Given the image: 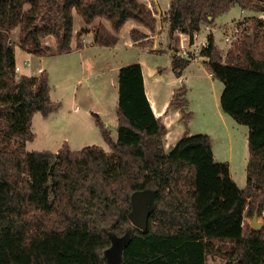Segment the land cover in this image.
Returning <instances> with one entry per match:
<instances>
[{
    "label": "trees",
    "instance_id": "16d2710c",
    "mask_svg": "<svg viewBox=\"0 0 264 264\" xmlns=\"http://www.w3.org/2000/svg\"><path fill=\"white\" fill-rule=\"evenodd\" d=\"M234 5L249 6L171 0L169 36L185 33L192 42L202 25ZM74 12L85 26L106 19L114 33L128 21L153 32L157 22L139 0H0V264H107L116 240L119 264H207L209 257L264 264V225L256 230L249 222L257 214L264 224V21L253 26L261 35L242 37L224 59L211 35L200 52L207 72L223 83L221 110L249 128L246 185L239 188L229 164L214 160L208 134L183 135L165 152L167 129L152 111L137 62L118 70L116 141L93 114L110 152L96 145L73 151L65 142L57 152L24 150L36 137L34 114L47 118L60 104L50 99L46 71L15 78V47L39 57L71 52ZM15 28L17 45L10 41ZM114 33L99 26L93 43L113 46ZM130 36L145 38L138 30ZM46 37L56 40L55 51L42 45ZM190 61L171 57L177 78ZM186 92L175 89L171 105L186 106ZM143 191L153 195L145 229L129 219L132 196Z\"/></svg>",
    "mask_w": 264,
    "mask_h": 264
},
{
    "label": "crops",
    "instance_id": "0c3cea01",
    "mask_svg": "<svg viewBox=\"0 0 264 264\" xmlns=\"http://www.w3.org/2000/svg\"><path fill=\"white\" fill-rule=\"evenodd\" d=\"M156 11L158 14L154 12V16L157 19L156 22V34L153 36L150 30H148L146 27L139 25L133 21H128L122 28H121V33L123 34V42L122 45L125 47V49H135V50H140L142 52L141 57H137L136 60L132 61H123L126 60L124 56L122 57L121 61H116L115 56H114V51L117 48V44H119V40L122 38L120 36H117L118 40L117 43L113 46H102V45H97L93 43V37L94 34L91 36V31H88L87 35L85 36L86 40L88 42L92 41L91 43L85 44L80 48L73 49L69 53H63L60 55L56 56H47V57H39L35 56L32 54H28V58L36 59V64L32 68L27 67H22L23 73L22 75L26 76H37L39 73L42 71H46L48 73V79H49V86H50V99L51 101L55 103L60 104V108L57 112L50 114L47 118H41L48 123V125L52 128V132L47 133V137L40 146V150L38 151H51V152H57L63 143H67L69 148L73 151H78L81 150L85 146H90V145H96L101 147L103 150H109V147L107 143L104 141L98 126L95 123V119L93 117V114L97 115L99 119L104 123L105 127L109 131L111 138L113 141H116L117 138V117H116V108L118 104V88H117V79L115 78L118 76V70L120 67L131 64V63H139L141 65L142 69V75H143V83H144V89L145 93L147 96V99L151 105L152 111L154 115L159 118L162 123L166 126L167 133L164 136V150L165 152H168L172 147V141L175 140L173 139L174 136H177L181 130V123L183 122L182 115H181V110L173 108V105H171V101L173 98V91L176 89H171L169 95H164L161 94L160 88L158 87V82L160 79V76L163 72H166L167 69H163L158 67L154 60H149V53H154L159 54V53H170V50L168 46L158 47L159 42L158 40H155L151 42L149 45H143V41L148 39L153 40L152 38L157 37L159 35L163 36L165 34V29H169V21L168 19H165L163 22L160 20V16L163 14L165 16V12H167L169 8V0H168V6L165 7V9H161L158 3V0H152ZM242 9V8H241ZM243 10V9H242ZM165 18H167L165 16ZM244 18V17H243ZM241 18V20L243 19ZM217 19H215L216 21ZM214 21V23H215ZM83 22V21H82ZM213 26H201L199 31L196 33L197 40L202 42L204 40L207 41L208 36H212L214 39L213 31L214 30ZM105 28L109 31H111V26L109 24V28L105 26ZM131 30H138L139 32L143 33L145 35V38L134 41L131 36L129 35ZM163 31V32H162ZM206 31L204 35H202L200 32ZM222 31V29H221ZM90 34V36H88ZM179 34V33H178ZM181 34V33H180ZM179 34V37H180ZM185 35L184 39L181 38V44L186 47L190 46V49L192 48V45L190 41H187V35L185 33H182ZM88 37H91L92 40H88ZM225 37V36H224ZM167 38V36L165 37ZM163 39V38H160ZM145 41V42H146ZM158 41V42H157ZM216 46V45H215ZM158 47V48H157ZM180 54V52L178 53ZM75 57L77 59L76 64L73 66V68L70 69L69 72L67 70H64V72L67 74L65 76V88L66 87H73V86H82V83L80 82L81 76H84L88 74V77H98L99 79H103L102 82H100L99 86V91L98 95L99 98L98 100H102L101 102H95L94 98L97 99L96 95L94 94L95 92H88L85 91L87 87L84 88H77L76 89V94L75 99H74V106L73 111L68 110L66 111L68 114H75L74 118L66 117V121L68 123H71L70 126L69 124H63L61 122H58L56 120V115H60V109H62V105L60 101L62 99L56 98L55 97V85L58 86L60 85V82H55V76L57 74V65L55 62L58 60L60 57ZM171 56V53H170ZM172 57V56H171ZM16 53H15V60H16ZM25 62L29 64V59ZM184 58V57H183ZM64 58L63 60H65ZM62 60V61H63ZM201 61L202 65L204 66V63L207 61V58L203 56H197L193 60L190 61L189 65H191L195 61ZM17 64V63H16ZM18 65V64H17ZM187 66V68L189 67ZM66 65H64L65 67ZM63 65H61V70L64 68ZM169 67L170 71L173 72L172 67H171V58L169 61ZM168 67V69H169ZM22 70V69H21ZM72 73H75L74 76H72ZM108 73L110 74L109 81H110V89H112L111 95L109 97L106 96V90L108 89V85L105 86V91L101 89V83L106 81L108 79ZM183 73V72H182ZM80 74V76H79ZM106 74V77L104 76ZM208 77L213 79L209 73H207ZM179 81L182 80V75L181 77L177 78ZM69 82V84H67ZM89 88V85H88ZM208 91L205 90L204 92L201 91V93L204 94V98L202 101L206 102L208 99H210ZM187 93V92H186ZM94 97V98H93ZM187 100V105L185 106L186 108L190 106V101ZM209 102V101H208ZM209 105V104H208ZM219 101L216 100V103L214 101V104L212 107L210 106V109H207L209 106H206L205 108L206 113L211 112L212 116H214L215 119H221L223 120V111L220 110L219 106ZM81 106L84 107L82 110ZM223 112V113H222ZM192 113H194L192 111ZM191 113V114H192ZM225 114V113H224ZM41 114L40 113H35L33 118H32V131L35 134V139L31 142H34L35 140H38V134L35 131L34 127V120L37 119ZM193 117H191L192 119ZM189 119V120H191ZM70 121V122H69ZM186 122V121H185ZM54 127H57L54 129ZM207 131L204 132L205 134H208L212 140V151H213V157L216 162H227L229 164V169L231 171V165L233 163L232 159H223V158H229L226 157V154H223L222 151L225 150L223 148L224 144H227L228 142L223 141L218 142L217 147L216 145V137H221L218 135V130L216 126H213L212 124L208 125ZM187 134H191L190 132ZM217 134V136H216ZM172 140V141H171ZM29 142V143H31ZM53 150V151H52ZM237 160V159H236ZM236 160L234 161L236 164ZM241 160L246 163L248 161V155L246 154L245 157H242ZM233 181L234 177L233 175L231 176ZM241 185H237L242 188V182Z\"/></svg>",
    "mask_w": 264,
    "mask_h": 264
},
{
    "label": "rangeland",
    "instance_id": "374dc122",
    "mask_svg": "<svg viewBox=\"0 0 264 264\" xmlns=\"http://www.w3.org/2000/svg\"><path fill=\"white\" fill-rule=\"evenodd\" d=\"M142 2H145L146 5L153 11L156 13V15L158 14V12L156 11L155 5L153 3L152 0H139ZM169 0V4H170ZM246 2L249 4L248 9H241V7H239L238 5H234L232 6L226 13L222 14L221 16H218L215 21V23H213L211 26L215 25L214 30L213 31V35H214V44L216 45L217 49L219 50L220 54L223 56V59L227 53V51L232 48L235 44L236 41L240 40L242 37L247 36V35H261V29L257 30L256 28H254V22L256 18L261 19L262 21H264V14L260 11V6H262L264 4V0H246ZM158 3L161 7V9H165V7L168 6V0H158ZM169 10V8H168ZM168 10L167 12H165V16L168 14ZM165 16H163V14L160 16V20L163 22L165 19ZM167 17V16H166ZM244 17V18H243ZM73 24H74V35L72 38V42H71V49H77V47H79V45H85L88 43H91L92 41L88 42L85 38V36L87 35V33H83L81 34H77V32H79V30H81V28H85L87 29V31H91V36L94 34L95 30L97 27L102 26L103 28H105V26L107 28H109V21H107L104 18H98L95 19L92 23H90L89 25L85 26L84 23L82 22V19L74 12L73 13ZM241 18H243L241 20ZM209 19V18H208ZM211 20V19H209ZM138 24V23H137ZM206 26V25H203ZM237 28V29H236ZM106 29V28H105ZM222 29V31H221ZM107 30V29H106ZM156 30V27H155ZM153 31L151 33L153 36L156 34V31ZM235 30H237L235 32ZM109 31V30H108ZM18 28L13 29L10 32V41L13 45H17L18 43ZM112 33H114L111 29ZM131 32V31H130ZM163 32V31H162ZM165 34L163 36L159 35L157 37H153V40L148 39V41L144 40L143 41V45H149L151 42L158 40L159 42V46H168L171 53V56H179L181 57V54H178L181 50L180 47V43H181V38L179 37L180 32H175L173 35L169 36V29H165ZM93 33V34H92ZM179 33V34H178ZM202 35H204V33H206V31L200 32ZM117 36L122 37L119 41V44H117V48L114 51V56H115V60L116 61H121L122 57L124 56V58L126 60L123 61H132V60H136L137 57H141L142 52L140 50H135V49H125V47L122 45L123 42V34L121 33V29L118 33H114ZM130 35V33H129ZM230 36L232 39V43L230 45L224 43V36ZM88 36H90V34H88ZM167 36V38H165ZM163 38V39H160ZM88 40H92L91 37H88ZM146 41V42H145ZM157 41V42H158ZM206 42V40H204ZM164 44V45H163ZM42 45L44 47H49L50 49H52L53 51H55L57 49V43L56 40L53 39V37H46L42 39ZM80 46V47H82ZM157 47V48H158ZM187 49V53L192 51V48H186ZM15 53H16V66L15 67H19L20 70L19 71H15V78L18 79L23 73V68L30 66L28 68H32L33 66H35L36 64V59H30L28 58V55L26 54L25 51L21 50L18 46L15 47ZM170 53H159V54H154V53H149V60H154L155 64L163 69H167L166 72H163L160 76L159 82H158V87L160 88L161 94L164 95H169L171 89H177L179 87L184 86L187 89V93H186V99L188 98V100L190 101V106H188L187 108L184 106L182 108L177 107V105L175 104L173 106V108L175 109H183V111L185 113H192V111L194 113L191 114V117H193L191 120H186V122L183 120V118L181 119L183 122L181 123V130L179 132V134L177 136H174L173 139L175 140H171L172 145L174 147V145L176 144V142L183 136V135H189L187 133H191L190 135H196V134H204V132H206L208 129V125L212 124L213 126H216L218 130V135L221 137H218L216 134V145L215 147H217V144L220 141H223V143L225 141H227V144H224L223 148L225 150L222 151L223 154H226V157L229 158H223V159H229L233 161L232 165H231V171L230 174L231 176L233 175L234 177V182L237 183V185H241L242 182V188L245 187L246 185V163H244L241 158L245 157L246 154L248 155V146H247V137H248V132H249V128L245 125H240L238 124L232 117H230L227 114H224L223 112V120L219 119H215L214 116H212L211 112H207L205 111V105L209 106L207 109H210V106L212 107V105L214 104V101L216 103V100L219 101L220 99V95L223 89V83L220 82L217 79H211L208 77L207 75V70L205 68V65H202L201 61H195L193 62L191 65H189V67L185 68L183 70L182 73V80L179 81V79H177V77L175 76V74L170 71V67H169V61H170ZM63 54V53H60ZM58 54V55H60ZM57 55V56H58ZM143 56V55H142ZM27 58L29 59V64H27V62H25L27 60ZM64 58H66L65 60H63ZM183 58V57H182ZM184 59H186L184 57ZM63 60V61H62ZM193 60V58L191 59ZM77 59L71 56L68 57H60L58 58V60L55 62V64L57 65V74L55 76V82H60V85L56 86L55 85V97L62 99L60 101L61 105H62V109H60V115H56V120L58 122H61L63 124H70L66 121V117H70V118H74L75 114L71 113L68 114L66 111L71 110L73 111V106H74V99H75V94H76V89L77 88H84L87 87V89L85 91L88 92H95L94 94L96 95L97 99H95L94 97V101L98 102V98L100 95H98V91H99V86H100V82L103 81V79H99L98 77L94 78V77H88V74L81 76L80 78V82L82 83V86H73V87H66L65 88V76L67 72L70 71L71 68H73V66L76 64ZM61 65H66L62 70H61ZM23 67V68H22ZM169 67V69H168ZM22 69V70H21ZM68 69V70H67ZM16 70V68H15ZM64 70H67V72L65 73ZM40 74V73H39ZM111 73H108V79L106 81H104L103 83H101V89H103L105 91V86L108 85V89L106 90V96L109 97L111 95L112 89H110V81H109V77H110ZM75 73H72V76H74ZM80 76V74H79ZM104 76L106 77V74H104ZM181 77V76H180ZM212 77V76H211ZM117 79V76L115 77ZM69 84V82L67 83ZM89 85V88H88ZM207 90L208 95L210 97V99H208V101L204 102L202 101L204 98V94L201 93V91H205ZM103 101L100 100L99 102ZM209 104V105H208ZM220 106V105H219ZM82 110L84 109L83 106H81ZM220 108V107H219ZM221 110V108H220ZM182 115V114H181ZM70 122V121H69ZM34 127H35V131L38 134V140H35L34 142H25V146H24V150L31 152V151H38L41 148V144L44 143L46 137H47V133L48 132H52V128L48 125V123L46 121H44L41 118V115L34 120ZM57 127H54V129H56ZM164 138V137H163ZM164 142V139H163ZM21 142H19V140L16 141V143H14L15 146H18V144H20ZM172 149V148H171ZM170 149V150H171ZM169 150V151H170ZM53 151V150H52ZM106 152H110V150H105ZM237 159V160H236ZM236 160V164L235 161ZM238 185V186H239ZM257 220L259 222H262V218L258 217ZM251 222V221H249ZM207 264H225V262L219 258L216 257H209Z\"/></svg>",
    "mask_w": 264,
    "mask_h": 264
},
{
    "label": "water",
    "instance_id": "95a60500",
    "mask_svg": "<svg viewBox=\"0 0 264 264\" xmlns=\"http://www.w3.org/2000/svg\"><path fill=\"white\" fill-rule=\"evenodd\" d=\"M209 19H212V17H209ZM152 205L153 195L151 192L143 191L133 194L129 219L134 226L141 229L146 228L147 217L150 213ZM257 218V214H255L250 224L256 230H260L264 224L259 222ZM121 248V241L116 240L113 246L107 251V264H119Z\"/></svg>",
    "mask_w": 264,
    "mask_h": 264
},
{
    "label": "built area",
    "instance_id": "2783aa9c",
    "mask_svg": "<svg viewBox=\"0 0 264 264\" xmlns=\"http://www.w3.org/2000/svg\"><path fill=\"white\" fill-rule=\"evenodd\" d=\"M237 29V28H236ZM237 30H235L236 32ZM185 35L184 34H180V38L184 39ZM187 37V41H190V38H189V35L186 36ZM224 43L230 45L232 43V39L230 36L226 35L224 37ZM192 51L191 52H188L187 53V49L186 48H189L190 46H186L184 47L182 44H181V50L180 51V54H181V57H185L186 59H189L191 60L192 58H196L197 56H200V52L203 48H205L207 46V41H198L197 40V36H196V33L193 34L192 36ZM16 68V72L20 70L19 67H15ZM262 215L264 216V212L262 213Z\"/></svg>",
    "mask_w": 264,
    "mask_h": 264
}]
</instances>
